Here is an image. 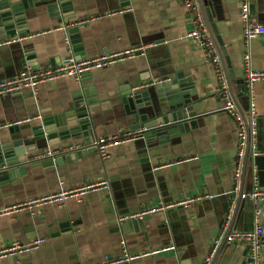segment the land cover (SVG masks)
I'll list each match as a JSON object with an SVG mask.
<instances>
[{
  "label": "crops",
  "instance_id": "crops-1",
  "mask_svg": "<svg viewBox=\"0 0 264 264\" xmlns=\"http://www.w3.org/2000/svg\"><path fill=\"white\" fill-rule=\"evenodd\" d=\"M128 1L129 5L120 7L119 0H74L75 18L68 26L63 18L59 19L63 15L52 16L42 7L37 14H28L26 35L0 47V81H5L29 66L24 60L25 52L37 55L39 65L34 68L39 70L76 60L66 33L74 25L81 27L85 59L144 46L134 58L92 70L83 82V88L98 99L94 109L96 139L88 144L80 136L46 147H82L51 160L52 166L46 165L50 160L32 158L44 149L29 153V161L14 167V178L0 188V210L89 182L106 181L109 187L69 198L61 205H36L1 216L0 249L13 241L30 243L43 238L45 242L19 257L2 258L0 264H104L107 259L123 257L126 250L137 254L172 246L175 249L160 255L122 264H204L219 233L254 228L252 200L242 202L234 225L232 214L241 190L251 192L255 182L264 188V157L254 158L249 153L242 161L238 191L234 192L239 126L225 112V99L219 94V72L226 82L232 73L245 80L249 94H242L241 86L236 84L234 101L246 116L254 102L257 145L264 150V81L251 86L245 78L241 0H200L211 37L223 44L217 45L219 50L214 44L221 60L220 70L196 42L187 38L194 24L182 0ZM251 3L254 19L264 24V0ZM5 38L1 41L8 40ZM249 51L251 67L264 71V36L250 42ZM143 73H150L151 78H180L197 91L195 111L199 119L172 140L147 142L140 137V130L131 129L132 117L127 116L122 99L129 88L134 86L136 90L142 83ZM80 84L81 78L60 77L36 90L25 88L14 95L0 96V132H7L11 127L8 124L26 118L31 121L23 124L25 133L31 132L43 118L69 110ZM129 132L136 133L137 138L111 144L109 157L102 158L95 145L97 140H123ZM89 149L77 158L66 159ZM178 160L183 161L177 163ZM205 195L210 199L150 215L144 228L128 224L136 218L120 220L145 207ZM260 221L264 227V204ZM250 263L248 246L224 242L210 262Z\"/></svg>",
  "mask_w": 264,
  "mask_h": 264
},
{
  "label": "water",
  "instance_id": "water-1",
  "mask_svg": "<svg viewBox=\"0 0 264 264\" xmlns=\"http://www.w3.org/2000/svg\"><path fill=\"white\" fill-rule=\"evenodd\" d=\"M119 2L120 7L130 4L128 0H119ZM42 7H45L52 16L63 15L59 19L63 18L65 26L71 24V20L75 18L74 0H0V41L2 37L18 39L20 36L26 35L29 31L26 25L28 14L31 12L37 14ZM66 33L70 39L71 54L76 60L85 59L80 25L69 27ZM212 40L219 50L217 45L222 46V42L215 39L213 35ZM23 55L29 66L39 65V58L35 53L25 52ZM87 77L88 74L81 78V88L77 91L75 103L69 110L43 118L38 125L32 128L31 132L25 133L24 123L11 126L7 132H0V188L14 178L12 172L15 170L14 167L29 161V153L45 149L48 146L59 145L62 141L80 136L88 144L96 139L97 123L94 120V109L98 105V99L95 93L91 94L89 89L83 88V82ZM140 81L144 83L137 84L136 90H133L134 86L129 88L128 92L124 93L122 102L127 116L132 117L133 126L131 129L140 130V137L147 142L162 143V141L172 140L176 134L186 131L189 124L193 126L194 119H199L198 113L195 111L197 91L192 86L185 85V82L183 83L180 78L167 79L160 76L151 78L150 73H143L140 76ZM227 82L233 99H235L233 86L236 84L241 86L242 94L244 91L249 94L244 79L236 78L232 73L227 75ZM14 94L16 93L4 96ZM247 98L249 99V97ZM101 106L105 108L104 104ZM90 151V149L83 150L66 157V159H74ZM58 162L60 163V159ZM52 164L53 161L50 160L46 165L52 166ZM242 194L241 190L238 193L235 210L232 214V225L236 221L240 205L245 201ZM149 218H151L150 215L133 219L128 221V224H138L139 227L144 228ZM223 247L224 244L221 248Z\"/></svg>",
  "mask_w": 264,
  "mask_h": 264
},
{
  "label": "built area",
  "instance_id": "built-area-1",
  "mask_svg": "<svg viewBox=\"0 0 264 264\" xmlns=\"http://www.w3.org/2000/svg\"><path fill=\"white\" fill-rule=\"evenodd\" d=\"M183 5L186 8L190 19L194 24V27L187 33V38L196 42L206 53L213 64L218 70H220L221 60L215 50V46L207 27L203 9L200 0H182ZM241 23L243 26L244 43L246 46V52L244 54V67L245 78L247 82L252 86L256 82L264 81V71L255 70L251 67V55L249 51L250 42L259 39L264 36V24L258 23L252 15V3L251 0H241ZM17 41L16 39H8L0 41V47L10 45ZM144 46L133 47L126 50H122L115 53H106L93 58H87L83 60H69L64 64L56 67L44 70H39L32 66H27L17 77L5 81H0V96L9 95L22 91L25 88H32L36 90L40 85L56 80L60 77H74L80 79L86 74H89L94 69H99L107 66L114 65L119 62L129 60L142 53ZM219 94L222 93L225 99L224 110L228 113L239 126V150H238V165L234 176V182L236 184L234 192L238 191V184L242 172V161L246 158L250 151V154L254 158L264 157V150H260L257 145V113L254 102L251 103L250 114L245 115L239 110L234 99L229 92V86L226 82L225 76L219 72ZM31 118L25 120H18L14 123L8 124V126L21 125L26 122H30ZM137 138V134L129 132L126 134L123 140L109 138L101 139L95 142L99 153L102 158L109 157L108 148L111 144L124 142L126 140H134ZM82 147L70 146L63 149L47 148L37 152L32 158L35 161L55 160L57 157L65 152L77 151ZM185 158L184 160H189ZM192 160V159H190ZM183 160L176 161L181 163ZM109 187L108 182H89L81 185L77 188L70 190H62L57 194L45 195L39 198L30 200L29 202L19 203L13 206H9L3 210H0V217L4 215H10L18 212L24 208H32L33 206H39L43 204H55L61 205L67 199L74 197H81L91 192H98L100 190ZM242 198L250 199L254 204V228L247 231L231 230L230 232H221L214 239L212 249L209 257L204 264H210L212 257L215 255L217 249L222 242L227 244H243L248 246L250 250L251 263L250 264H264V227L261 224V206L264 204V188L259 186L255 182V187L251 192L243 193ZM203 199H210V195L197 196L171 203H159L152 207L142 208L139 212L134 214H128L120 218V220L131 218H143L144 216L156 214L161 211H166L177 206H188L194 202L202 201ZM228 218H231V212L228 214ZM45 242V239L39 238L32 242L23 243L20 241H13L10 246L0 249V259L2 258H15L24 253H29L37 250ZM175 249L174 246L167 248H155L149 249L142 253L130 254L127 250L124 252L123 257L116 260L107 259L104 264H122L130 263L135 260H140L147 257H153L162 254L168 250Z\"/></svg>",
  "mask_w": 264,
  "mask_h": 264
}]
</instances>
